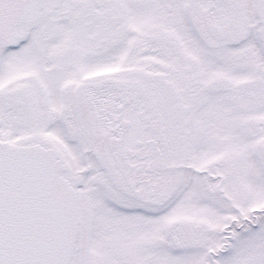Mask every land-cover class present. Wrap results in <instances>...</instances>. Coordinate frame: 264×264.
Instances as JSON below:
<instances>
[{
    "label": "snow or ice",
    "instance_id": "snow-or-ice-1",
    "mask_svg": "<svg viewBox=\"0 0 264 264\" xmlns=\"http://www.w3.org/2000/svg\"><path fill=\"white\" fill-rule=\"evenodd\" d=\"M0 264H264V0H0Z\"/></svg>",
    "mask_w": 264,
    "mask_h": 264
}]
</instances>
